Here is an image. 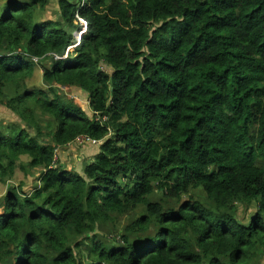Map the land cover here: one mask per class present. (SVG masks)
<instances>
[{
  "label": "trees",
  "instance_id": "16d2710c",
  "mask_svg": "<svg viewBox=\"0 0 264 264\" xmlns=\"http://www.w3.org/2000/svg\"><path fill=\"white\" fill-rule=\"evenodd\" d=\"M0 2V264H264V0Z\"/></svg>",
  "mask_w": 264,
  "mask_h": 264
},
{
  "label": "rangeland",
  "instance_id": "374dc122",
  "mask_svg": "<svg viewBox=\"0 0 264 264\" xmlns=\"http://www.w3.org/2000/svg\"><path fill=\"white\" fill-rule=\"evenodd\" d=\"M56 17H57L56 0H47V3L44 6V8L36 13V19H38V18L55 19ZM37 73H39V71H38V68L36 67L34 74H33V77L27 81V84H26L27 88H29V89H31L33 87L34 88H43L42 84L40 83V77ZM72 94L73 95H71V97L73 99H75L74 101L76 103L80 104L85 111L89 112L87 100H86V97L84 96V94L80 93L79 91L74 90V89L72 90ZM94 148L97 149L98 147L95 146ZM92 152H93V148H92ZM73 154H75V157L72 156L71 159L69 158L70 156L66 157V158L62 157L60 159V161L62 163H64L66 166L71 165V166H74L77 168V167H79V165H78V163H76L75 158H78L81 156L83 158L85 164H87L91 159V157L85 158V155L83 153H81L80 150H75V152ZM27 161L28 160H27L26 156L20 157L21 163L24 164ZM35 176H36V171H33L32 174H25L22 170L17 168V169H15L14 174L11 178L5 179V180H0V208L3 207V205H4V202H5L4 196L6 195V193L9 190L13 189V186L21 185L22 186L21 188L24 189L26 192L30 191L32 189V187L34 186V184L36 183L35 178H34ZM242 215H243V212H241L240 216H242ZM243 216H245V215H243ZM126 222H127V220L126 221L120 220L119 224L117 226V229H119L121 231L123 224H125ZM107 230H108L107 226L104 225L103 226V232H106ZM103 232L102 233L99 232V236H102ZM105 238L111 239L112 234L111 233L105 234ZM117 241H118V238H117Z\"/></svg>",
  "mask_w": 264,
  "mask_h": 264
},
{
  "label": "crops",
  "instance_id": "0c3cea01",
  "mask_svg": "<svg viewBox=\"0 0 264 264\" xmlns=\"http://www.w3.org/2000/svg\"><path fill=\"white\" fill-rule=\"evenodd\" d=\"M35 71V70H34ZM39 73H37L40 77V70H38ZM43 85V84H42ZM44 87V86H42ZM79 90V89H78ZM80 91V90H79ZM81 93H84L82 91H80ZM84 95L86 96V94L84 93ZM18 120V119H17ZM16 117L11 114L10 112H8L4 107L0 106V128H2V126L6 123L8 124H12L13 122H16Z\"/></svg>",
  "mask_w": 264,
  "mask_h": 264
},
{
  "label": "built area",
  "instance_id": "2783aa9c",
  "mask_svg": "<svg viewBox=\"0 0 264 264\" xmlns=\"http://www.w3.org/2000/svg\"><path fill=\"white\" fill-rule=\"evenodd\" d=\"M84 32V30L80 31V33Z\"/></svg>",
  "mask_w": 264,
  "mask_h": 264
}]
</instances>
